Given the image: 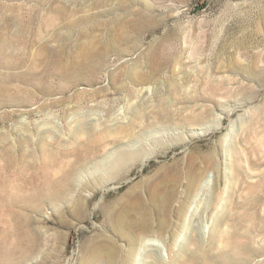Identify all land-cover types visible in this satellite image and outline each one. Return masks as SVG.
Here are the masks:
<instances>
[{"label":"rangeland","instance_id":"1","mask_svg":"<svg viewBox=\"0 0 264 264\" xmlns=\"http://www.w3.org/2000/svg\"><path fill=\"white\" fill-rule=\"evenodd\" d=\"M0 64V264H264V0H0Z\"/></svg>","mask_w":264,"mask_h":264},{"label":"bare ground","instance_id":"2","mask_svg":"<svg viewBox=\"0 0 264 264\" xmlns=\"http://www.w3.org/2000/svg\"><path fill=\"white\" fill-rule=\"evenodd\" d=\"M6 42H7V41H6ZM1 43H2V42H1ZM7 43H8V42H7ZM5 44H6V43H5ZM11 45H13V44H11ZM11 45H10V47H11ZM2 46H3V45H2ZM13 46H14V45H13ZM6 47H7V46H6ZM10 47H9V48H10ZM1 48H5V47L3 46V47H1ZM7 48H8V47H7ZM13 48H14V47H13ZM13 48H11V49L13 50ZM15 48H18V47H15ZM12 50H10V51H12ZM8 51H9V50H8ZM13 51H14V50H13ZM14 52H15V51H14ZM17 52H18V51H17ZM9 55H11V54H9ZM12 55H13V54H12ZM14 55H15V54H14ZM1 56H2V55H1ZM15 56H16V55H15ZM18 56H19V55H18ZM7 57H8V56H7ZM11 57H12V56H11ZM16 57H17V56H16ZM3 58H6V57L3 56ZM8 58H10V56H9ZM13 58H14V57H13ZM1 59H2V58H1ZM11 59H12V58H11ZM11 59H10V60H11ZM14 60H15V58H14ZM2 61H3V60H2ZM9 62H10V61H9ZM9 62H8V63H9ZM5 63H6V62H5ZM8 63H7L6 65H8ZM10 63H11V62H10ZM12 63H13V62H12ZM15 64H16V62H15ZM15 64H13V65L15 66ZM0 65H1V64H0ZM2 65H3V64H2ZM2 65H1V66H2ZM14 66H13L12 68H14ZM6 67H7V66H6ZM6 67H4V68H6ZM16 67H17V66H16ZM21 73H22V72H21ZM49 74H50V71H49ZM51 74H52V73H51ZM26 75H28V74H26ZM46 76H47V75H46ZM51 76H52V75H51ZM32 77H33V76H32ZM35 77H36V76H35ZM5 78H6V77H5ZM16 79H20V78H16ZM22 79H23V78H22ZM35 79H36V78H35ZM37 81H38V80H37ZM34 82H35V81H34ZM0 86H1V84H0ZM8 86H9V85H8ZM8 86H7V87H8ZM5 87H6V86H5ZM13 88H14V87H13ZM13 88H12V90H13ZM2 89H4V88H2ZM0 90H1V89H0ZM4 90H6V88H5ZM9 90H10V89H9ZM15 90H16V89H15ZM2 91H3V90H2ZM2 91H1V92H2ZM6 91H7V90H6ZM43 91H44V90H43ZM4 93H5V92H3V94H4ZM0 94H1V93H0ZM7 94H8V93H7ZM5 95H6V94H5ZM3 96H4V95H3ZM8 97H9V96H8ZM12 97H13V96H12ZM10 100H11V99H10ZM46 132H47V131H46ZM48 152H49V151H48ZM48 152H47V153H48ZM50 194H51V193H50ZM59 194H60V193H59ZM55 195H56V194H55ZM59 196H60V195H59ZM28 197H29V196H28ZM28 197H27V198H28ZM49 197H50V196H49ZM49 197H48V198H49ZM52 197H53V196H52ZM45 198H46V197H45ZM55 198H56V197H55ZM169 202H170V201H169ZM16 203H17V202H16ZM21 203H22V202H21ZM165 203H166V202H165ZM167 203H168V202H167ZM25 205H26V204H25ZM167 205H168V204H167ZM14 206H15V205H14ZM19 215H20V214H19ZM13 218H14V217H13ZM26 218H28V217H25V219H26ZM20 219H21V218H20ZM21 221H22V220H21ZM27 221H28V220H27ZM22 222H23V221H22ZM29 222H30V221H29ZM26 223H27V222H26ZM25 225H26V224H25ZM139 227H141V225H140ZM142 227H143V229H144L145 226H142ZM2 228H3V227H2ZM145 229H147V228L145 227ZM145 229H144V230H145ZM7 230H8V229H7ZM141 230H142V229H141ZM145 231H146V230H145ZM143 232H144V231H143ZM23 233H24V230H23ZM7 234H8V233H7ZM14 234H15V233H14ZM16 234H18V233H16ZM19 235H20V234H19ZM25 235H26V234H25ZM28 235H29V234H28ZM20 236H21V235H20ZM213 236H214V235H213ZM23 237H24V236H23ZM23 237H21V238L23 239ZM30 237H31V235H30ZM30 237H29V238H30ZM32 237H33V236H32ZM34 237H35V236H34ZM146 237H147V236H146ZM25 238H26V237H24V239H25ZM22 239H21V240H22ZM32 239H33V238H32ZM28 240L30 241V239H28ZM33 240H34V239H33ZM33 240H31V241H33ZM142 240H143V239H142ZM25 241H27V240H25ZM31 241H30V242H31ZM156 241H157V240H156L154 237H147V238H144L143 243H144V245H146V246H147V245L151 246V245H155V244H156ZM9 243H10V242H9ZM21 243H22V242H21ZM25 243H26V242H25ZM25 243H24L23 245H26ZM27 243L30 244L29 242H27ZM34 243H35V240H34ZM35 244H36V243H35ZM35 244H34V245H35ZM30 245H31V244H30ZM16 246H17V245H16ZM26 247H28V246H26ZM32 247H33V245H32ZM30 248H31V247H29L28 252L31 251ZM34 248H35V247H34ZM36 248H37V247H36ZM31 249H32V248H31ZM32 250H33V249H32ZM28 252H27V253H28ZM30 253H32V251H31ZM111 255H112V253H111ZM216 256H217V255H216ZM218 256H219V254H218ZM220 256H221V255H220ZM26 257H29V256L27 255ZM14 258H15V257H14ZM21 258H22V257H21ZM21 258H20V259H21ZM15 260H16V259H15ZM19 262H20V261H19ZM197 264H198V263H197Z\"/></svg>","mask_w":264,"mask_h":264}]
</instances>
